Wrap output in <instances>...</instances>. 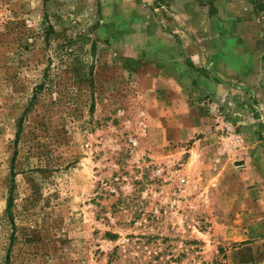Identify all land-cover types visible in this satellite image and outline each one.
<instances>
[{
  "label": "rangeland",
  "instance_id": "374dc122",
  "mask_svg": "<svg viewBox=\"0 0 264 264\" xmlns=\"http://www.w3.org/2000/svg\"><path fill=\"white\" fill-rule=\"evenodd\" d=\"M177 64L226 104L178 99L204 84ZM239 89L264 90V0H0V264H264Z\"/></svg>",
  "mask_w": 264,
  "mask_h": 264
},
{
  "label": "crops",
  "instance_id": "0c3cea01",
  "mask_svg": "<svg viewBox=\"0 0 264 264\" xmlns=\"http://www.w3.org/2000/svg\"><path fill=\"white\" fill-rule=\"evenodd\" d=\"M173 60V59H171ZM175 61V60H173ZM180 65V69H183V71L185 72L186 76L189 75L190 78H197V82L198 84H204V86H200L199 88L194 87L193 89H173L175 90V95L177 96L178 99H181L182 96L185 97L187 96V94H192V96H194L195 98H199L200 96H203L204 94H209L211 96L217 97L218 98V103L220 105H225L226 104V94H228V89L223 87L222 81L220 84L216 85V82L213 80H209V78L200 70V71H196L195 69H190V68H184V65L181 64H177ZM178 67V66H177ZM241 66L239 65V68ZM179 69V68H178ZM180 70H178V72L176 73H172L171 77H177L179 79V81H181L182 78H180V76H178ZM198 72L200 75H198ZM174 78V79H175ZM221 79V77H220ZM183 81H187V78L185 77L184 79H182ZM207 81V82H206ZM166 93V91H164ZM174 92V91H173ZM184 93V95H183ZM243 93L244 97L248 98V96H263L264 95V90L263 89H239V94ZM254 97V98H255ZM246 98V99H247ZM244 105L243 103H239V109H241V106ZM226 107V106H224ZM246 108V107H245ZM245 109L241 110L242 112ZM245 118V117H244ZM250 117L246 116V119L242 120V127L245 130L246 134L251 133V128L250 126L253 124L251 123V121H254V119L250 118ZM244 133V134H245Z\"/></svg>",
  "mask_w": 264,
  "mask_h": 264
}]
</instances>
